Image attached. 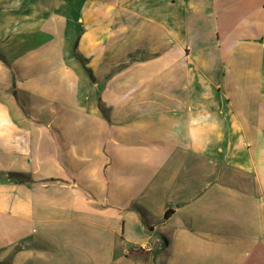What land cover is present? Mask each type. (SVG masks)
I'll return each mask as SVG.
<instances>
[{
  "label": "crops",
  "instance_id": "obj_1",
  "mask_svg": "<svg viewBox=\"0 0 264 264\" xmlns=\"http://www.w3.org/2000/svg\"><path fill=\"white\" fill-rule=\"evenodd\" d=\"M1 262L264 264V0H0Z\"/></svg>",
  "mask_w": 264,
  "mask_h": 264
},
{
  "label": "trees",
  "instance_id": "obj_2",
  "mask_svg": "<svg viewBox=\"0 0 264 264\" xmlns=\"http://www.w3.org/2000/svg\"><path fill=\"white\" fill-rule=\"evenodd\" d=\"M15 176L18 177V178L24 177L21 174H16ZM168 215H169V210H167V212H166V216H168ZM0 264H4V263L1 262Z\"/></svg>",
  "mask_w": 264,
  "mask_h": 264
},
{
  "label": "built area",
  "instance_id": "obj_3",
  "mask_svg": "<svg viewBox=\"0 0 264 264\" xmlns=\"http://www.w3.org/2000/svg\"><path fill=\"white\" fill-rule=\"evenodd\" d=\"M141 248L146 249V250H148V251L150 250V247L147 246V245H142Z\"/></svg>",
  "mask_w": 264,
  "mask_h": 264
}]
</instances>
